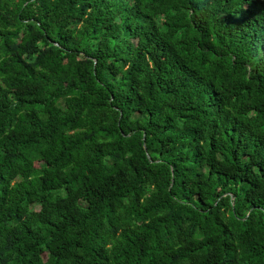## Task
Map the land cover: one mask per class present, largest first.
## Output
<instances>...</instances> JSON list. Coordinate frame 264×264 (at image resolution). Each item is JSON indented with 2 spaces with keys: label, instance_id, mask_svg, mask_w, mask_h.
Masks as SVG:
<instances>
[{
  "label": "trees",
  "instance_id": "obj_1",
  "mask_svg": "<svg viewBox=\"0 0 264 264\" xmlns=\"http://www.w3.org/2000/svg\"><path fill=\"white\" fill-rule=\"evenodd\" d=\"M0 264H264V0H0Z\"/></svg>",
  "mask_w": 264,
  "mask_h": 264
},
{
  "label": "rangeland",
  "instance_id": "obj_2",
  "mask_svg": "<svg viewBox=\"0 0 264 264\" xmlns=\"http://www.w3.org/2000/svg\"><path fill=\"white\" fill-rule=\"evenodd\" d=\"M46 257V255H44V258Z\"/></svg>",
  "mask_w": 264,
  "mask_h": 264
}]
</instances>
